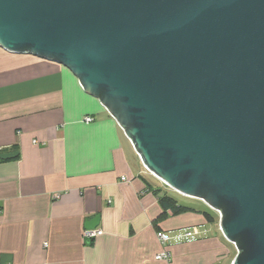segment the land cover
<instances>
[{
  "label": "water",
  "instance_id": "95a60500",
  "mask_svg": "<svg viewBox=\"0 0 264 264\" xmlns=\"http://www.w3.org/2000/svg\"><path fill=\"white\" fill-rule=\"evenodd\" d=\"M0 47L68 68L150 173L219 213L233 264H264V0H0Z\"/></svg>",
  "mask_w": 264,
  "mask_h": 264
},
{
  "label": "crops",
  "instance_id": "0c3cea01",
  "mask_svg": "<svg viewBox=\"0 0 264 264\" xmlns=\"http://www.w3.org/2000/svg\"><path fill=\"white\" fill-rule=\"evenodd\" d=\"M8 151L20 154L0 161V264H164L155 257L166 248L171 264H233L220 225L208 229L197 212L163 214L133 143L68 68L0 47V153ZM97 215L103 234L87 242ZM195 226L192 240L160 242L162 231Z\"/></svg>",
  "mask_w": 264,
  "mask_h": 264
},
{
  "label": "built area",
  "instance_id": "2783aa9c",
  "mask_svg": "<svg viewBox=\"0 0 264 264\" xmlns=\"http://www.w3.org/2000/svg\"><path fill=\"white\" fill-rule=\"evenodd\" d=\"M94 120H95L94 117L91 115H86L84 117V121L86 123H92ZM122 179L126 180V177H123ZM102 234H103V229L97 227L95 229H85L83 232V237L85 241L90 242ZM199 234H200V229L195 226L189 229L178 230L172 234L170 232L162 231L158 235H159L160 242L164 246H167L169 243H172V242L177 243V242H181L184 240H192ZM155 258L157 260L163 261L164 264L172 263V253L167 248L164 249L162 252L158 253ZM7 264H11V263H7Z\"/></svg>",
  "mask_w": 264,
  "mask_h": 264
},
{
  "label": "rangeland",
  "instance_id": "374dc122",
  "mask_svg": "<svg viewBox=\"0 0 264 264\" xmlns=\"http://www.w3.org/2000/svg\"><path fill=\"white\" fill-rule=\"evenodd\" d=\"M150 178H151V180L155 181L156 184L158 186H160L164 191H166L168 193V195L176 198L179 201L180 204L192 206V207H195V208H198V209H201V210H205V211H209L210 213H212L215 216L216 221L213 222V223H207L206 226L208 227V229H215L216 230V228H218V226L220 225V215H219V213L216 212L215 210H213L204 201H202L200 199H197V198L188 197L186 195H183V194L175 191L174 189H172L171 187L167 186L164 182L159 180L157 177H155L151 173H150ZM185 241H187V240H185ZM185 241H181V242H177V243L180 244V243H184ZM172 243H175V242H172ZM226 244L228 245V247L230 248V250L233 253H235L237 251L236 245L231 243L227 239H226Z\"/></svg>",
  "mask_w": 264,
  "mask_h": 264
},
{
  "label": "trees",
  "instance_id": "16d2710c",
  "mask_svg": "<svg viewBox=\"0 0 264 264\" xmlns=\"http://www.w3.org/2000/svg\"><path fill=\"white\" fill-rule=\"evenodd\" d=\"M150 187L152 188L151 185H150ZM162 191L163 190L161 187L154 189V192L157 194L158 199H159V203H160V205L164 211L163 214L166 215L170 212V213L176 215V214H181V213H186V212H197V213H201L204 216L207 223H213L216 221L215 216L212 213H210L209 211L199 210V209L192 207V206L180 204L176 198L168 195L167 192L162 193Z\"/></svg>",
  "mask_w": 264,
  "mask_h": 264
}]
</instances>
